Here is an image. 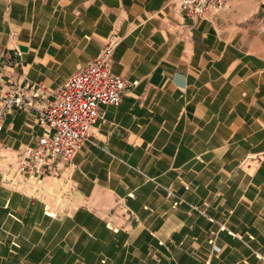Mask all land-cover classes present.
<instances>
[{
	"label": "crops",
	"instance_id": "obj_1",
	"mask_svg": "<svg viewBox=\"0 0 264 264\" xmlns=\"http://www.w3.org/2000/svg\"><path fill=\"white\" fill-rule=\"evenodd\" d=\"M226 13L0 0V264H263L264 19ZM114 31L112 70L131 82L120 102L71 161L23 176L47 128L4 97L25 86L45 105Z\"/></svg>",
	"mask_w": 264,
	"mask_h": 264
},
{
	"label": "built area",
	"instance_id": "obj_2",
	"mask_svg": "<svg viewBox=\"0 0 264 264\" xmlns=\"http://www.w3.org/2000/svg\"><path fill=\"white\" fill-rule=\"evenodd\" d=\"M187 14L205 17L217 11L223 0H180ZM121 36L112 32L93 61L73 72L67 81L56 88L48 103L34 104L32 97L23 96L18 86L16 93L5 98L7 105H16L37 112L36 121L47 128L34 144L27 145L19 156V172L33 181H41L58 160L71 161L77 151L91 140V129L104 114V106L118 104L131 82L112 70L116 46ZM27 87V86H26ZM37 96L44 88L39 81L30 86ZM4 110L0 111V130ZM264 264V255H262Z\"/></svg>",
	"mask_w": 264,
	"mask_h": 264
},
{
	"label": "rangeland",
	"instance_id": "obj_3",
	"mask_svg": "<svg viewBox=\"0 0 264 264\" xmlns=\"http://www.w3.org/2000/svg\"><path fill=\"white\" fill-rule=\"evenodd\" d=\"M222 8L229 18L246 17L248 22L264 19V0H223L219 10Z\"/></svg>",
	"mask_w": 264,
	"mask_h": 264
}]
</instances>
